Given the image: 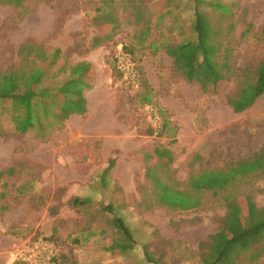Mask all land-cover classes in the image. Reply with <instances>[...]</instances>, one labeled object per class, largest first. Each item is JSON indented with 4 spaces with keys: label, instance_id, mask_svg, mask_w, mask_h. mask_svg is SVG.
Listing matches in <instances>:
<instances>
[{
    "label": "rangeland",
    "instance_id": "rangeland-1",
    "mask_svg": "<svg viewBox=\"0 0 264 264\" xmlns=\"http://www.w3.org/2000/svg\"><path fill=\"white\" fill-rule=\"evenodd\" d=\"M101 1L26 0L23 8L0 4V67L18 65L21 59L18 49L26 43L41 44L48 54L59 48L68 64H75L83 53L97 47L95 42L105 29L95 27L91 20ZM221 1L232 10L231 17L221 21L224 25L227 21L234 24L223 38L225 43L230 41L238 64L263 55L264 39L258 33L264 24V0ZM143 3L152 33L143 47H133L131 54L128 49L134 42L132 35L138 30L130 23L134 18L131 2H110L115 6L121 29L108 42L100 44L104 46L102 51L91 56L99 65L98 72L93 71L86 79L90 100L86 114H70L59 123L54 119L46 122L41 114L32 130L20 133L14 129L8 110H2L0 104V170L21 164L15 174L0 177V237L7 234L6 229L18 226L28 231L16 256L39 237L48 238L59 252L62 243L49 233L53 222L47 207L39 205L49 198L51 189L83 182L112 161L111 174L122 187L119 204L130 202L137 209L136 216H131V224L138 242L145 243L139 253L143 252L147 259L148 253L157 264L173 256L180 263L189 261L193 255L187 252L179 256L174 238L189 239L193 244L191 250L200 240L198 247L203 263L207 264L204 258L212 249L213 236L226 213L223 192H197L200 204L187 210L159 204L154 200L151 179L144 174L145 166L154 164L157 158L152 155L147 160L145 154L151 155L156 146L171 150L173 159L168 175L161 171L163 178L179 189L193 192L191 178L199 171L224 167L264 152V92L253 105L234 112L226 102L227 93L235 88L233 78L210 85L207 91L198 83L187 81L182 85L185 93L179 95V100L176 97L169 100L171 111H162L166 77L170 71L180 74L172 68V59L163 50L152 52L148 42L151 38L157 42L194 39L195 4L192 0H143ZM119 49L131 54L135 62L137 86L113 67ZM145 94L151 96V103L141 102ZM167 115L176 117L180 125L172 123L168 136L158 135ZM21 181L28 183L17 188ZM228 190H233L243 206L246 196L258 207L264 206V168L238 177L235 186ZM122 207L120 217L130 218L125 206ZM61 214L63 218L73 216L69 208L62 209ZM96 218L104 226L111 217L99 214ZM9 223L11 227L7 226ZM168 247L171 253L166 252ZM228 264H264V238L259 237L244 250H235Z\"/></svg>",
    "mask_w": 264,
    "mask_h": 264
},
{
    "label": "trees",
    "instance_id": "trees-1",
    "mask_svg": "<svg viewBox=\"0 0 264 264\" xmlns=\"http://www.w3.org/2000/svg\"><path fill=\"white\" fill-rule=\"evenodd\" d=\"M26 0H0V4H9L23 8ZM102 0L95 8L91 18L92 24L101 26L103 33L96 41L102 45L113 38L121 29L119 17L115 13V6ZM131 2L133 20L130 22L138 27L133 32L129 52L133 47H143L151 35L150 18L144 10L143 0H127ZM195 4L192 31L195 38H182L175 42L162 39L157 42L151 38L148 46L152 52L163 50L172 59V66L189 82H196L207 91L209 86H216L222 81L233 78L235 88L227 93L226 102L234 112H241L253 105L264 92V54L248 59L244 64H238L230 41L226 43L223 35L234 28L231 21L224 25L221 20H228L232 15L229 4L221 0H192ZM201 7V8H200ZM258 37L264 39V24L260 27ZM133 45V46H132ZM21 56L18 65L0 67V104L2 110H8L10 121L16 131L26 133L32 130L40 116L46 122L55 120L61 122L73 113L83 114L86 111L84 90L89 86L87 78L94 72L90 64L76 62L68 64L66 55H61L59 48H54L48 54L41 44H22L18 49ZM130 54V55H131ZM61 60V61H60ZM109 63V62H108ZM110 65L113 64L110 62ZM116 68V64L114 66ZM112 67V68H113ZM117 69V68H116ZM48 75V76H47ZM141 102L151 103L150 95H143ZM169 120L163 119L158 135L168 134L173 127ZM154 155L157 161L145 166V177L151 179L154 189V200L173 208L187 210L200 204L197 192L204 190L223 192L226 213L221 220L220 229L213 236L210 253L205 256L207 264H228L235 250H244L264 238V206L258 207L249 196L245 205L239 203L233 194L239 177L249 172L264 168V152H259L250 158L237 162H230L224 167L203 169L192 176L190 186L193 192L179 189L174 183L165 180L161 171L169 173L168 166L172 162L171 150L156 146L152 154H145L146 159ZM112 166V161L104 169L106 174ZM20 163L0 170V177L13 175ZM20 172V171H19ZM19 183L17 188H22ZM196 191V192H195ZM82 200L74 199L78 205ZM244 207V208H243ZM110 223L115 228L116 238L111 248L117 247L122 252L133 246L134 240L124 220L117 216H110ZM47 240H49L47 238ZM50 241V240H49ZM67 254L56 251L53 264H62ZM148 259L157 264V260L147 253ZM21 264L24 262L18 260Z\"/></svg>",
    "mask_w": 264,
    "mask_h": 264
},
{
    "label": "crops",
    "instance_id": "crops-1",
    "mask_svg": "<svg viewBox=\"0 0 264 264\" xmlns=\"http://www.w3.org/2000/svg\"><path fill=\"white\" fill-rule=\"evenodd\" d=\"M103 47L104 46L97 45L93 50L83 53L85 55L80 57L77 61L90 64L93 71L97 73L99 63L94 61L91 56L95 51H102L104 49ZM165 81V87L167 89L164 90L163 86L161 98L162 111L165 112L169 110L170 112L171 107L168 103L169 100L175 97L176 100H179V95L185 93V88L184 86L182 87V85L188 80L170 71ZM83 94L86 99V111L83 114L73 113L74 115H84L89 111L90 100L86 89ZM166 118L169 120L170 124L175 123L180 125L176 123V117L167 115ZM108 165L109 162L104 168L98 169V171L93 173L91 178L88 176L83 182L61 185L51 189L49 198L46 197L45 202L39 205L40 208L47 207L49 217L53 222L50 225L49 233L53 238L62 243L61 252L67 254L71 247V252L63 258L62 264H156L149 261L143 252L139 253V250L143 248L145 243L140 244L138 242V237L134 231V225L133 223L131 224V216H136L137 209L136 207H132L130 202L119 204L120 199L122 200L123 197L122 187L120 181L111 174L114 167L113 165L106 174H103L104 169H106ZM22 182L25 181H21L20 183ZM74 199L82 200V202L75 205L72 203ZM122 206H125L126 214L130 215V218L124 219V223L128 226L129 232L134 240L133 246L124 252L117 247H110L113 244V240L116 238L114 234L116 230L111 226V223L104 226L99 225L98 218H96L99 214L103 217L106 215L109 217H120L122 214ZM64 208H69L73 216L63 218L61 210ZM135 220L136 219H133V221ZM136 224L137 222L135 225ZM8 225L10 226L11 223L7 224V226ZM6 231L7 234L2 237L4 238L3 242L0 237V264H21L16 258V254L22 246V242L28 231L25 227L20 226L16 227V229H6ZM62 235L64 237H62ZM5 239L8 241L5 242ZM174 242L177 243L176 246H178V250L176 253L179 256L183 253L190 252L193 257L188 259L189 261H182L180 263L177 260V256H173L172 258L165 257V260H163L161 264H204L198 247L200 240L197 247L192 250L191 246H193V244L189 239L174 238ZM66 243L69 244V247L65 246ZM166 252L171 253L169 247Z\"/></svg>",
    "mask_w": 264,
    "mask_h": 264
},
{
    "label": "built area",
    "instance_id": "built-area-1",
    "mask_svg": "<svg viewBox=\"0 0 264 264\" xmlns=\"http://www.w3.org/2000/svg\"><path fill=\"white\" fill-rule=\"evenodd\" d=\"M116 67L125 80L137 86L138 73L130 54L119 49L116 54ZM155 121L158 122L157 115ZM54 253V244L46 238L39 237L21 250L16 258L25 264H53Z\"/></svg>",
    "mask_w": 264,
    "mask_h": 264
}]
</instances>
